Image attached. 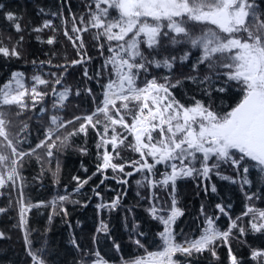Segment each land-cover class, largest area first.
<instances>
[{"label": "snow or ice", "instance_id": "1", "mask_svg": "<svg viewBox=\"0 0 264 264\" xmlns=\"http://www.w3.org/2000/svg\"><path fill=\"white\" fill-rule=\"evenodd\" d=\"M261 3L264 4V0ZM4 18L12 22L16 32L23 31L20 18L12 12L4 13ZM196 24L205 25L198 35L189 27ZM88 25L98 30L93 39L108 42L107 51L110 55L104 58L101 70L96 73L98 77H102L105 71L109 73L107 83L101 85L102 99L91 114L65 120L59 112L66 107L65 101L71 89L65 87L57 91L53 86V114L49 118L45 139L36 147H47V155L51 157L52 149L56 146L53 136L59 139L56 133L60 129L82 121L62 143L72 136H87L91 128L99 138L96 147L100 150L98 159L101 163L97 164L96 172L87 179L73 177L78 183L77 191L97 174L102 178L96 188L108 179L128 184L129 177L142 174L136 184L139 188L147 187L150 190V206L146 211L163 226V230L158 233L161 243L157 246L158 250L145 249L146 255L123 261L122 264H191L187 258H194L195 254L206 251L219 260L216 250L220 246L227 247L229 264H244L243 259L233 253L231 241L250 233L264 234V209L246 205L240 216L235 219L229 216L227 229L221 230L216 224L219 217L209 216L201 205L205 226L200 235L178 241L174 226L184 212L178 207L176 192L177 181L186 178L203 182L210 181L212 174H215L223 180L239 182L243 188L251 183L247 178L251 168H258L264 173V11L258 9L255 0H95V11L91 12ZM50 26L51 22L45 21L42 27L34 28L33 31L39 33ZM72 31L87 32L88 27L80 29L74 26ZM65 35L68 33L65 32ZM23 39L21 35L17 44ZM77 39L82 48L83 40L79 36ZM46 42L52 44L54 40L50 37ZM165 42L189 47L179 57L156 59ZM104 47L103 43L99 44L102 56ZM192 49L199 53L192 64L193 70L206 65L209 72L219 77L221 73L217 69H227L222 73L226 77L225 84L215 87L211 75H205L203 79L196 76L183 79L212 85L211 90L203 89L209 97L213 92L225 93L235 86L240 98L234 106L214 108L195 96L186 105L172 94L171 89L181 86L182 79L172 83L170 74L177 61L184 63L191 59ZM0 54L18 59L21 56L16 46L9 49L2 40ZM83 63V58L72 61V64ZM150 67L166 68L169 75L162 77L163 83L155 76L148 79L147 75L140 81L141 73L148 74ZM51 75L56 76L55 73ZM84 75L92 79L87 69ZM32 81L33 84L28 86L23 73L13 72L11 78L0 86V188L10 184L15 186L16 180L22 179L20 168L23 167L24 157L36 152L35 148L24 151L20 147L22 141L18 136L13 137L10 131L13 109L16 110L15 115L20 116L30 106L35 108L37 104H43L49 92L41 91L38 86L47 88L50 83L59 85L62 77L49 81L41 75H34ZM88 91L91 93V89ZM39 110L48 111L43 107ZM26 129L27 124H24L21 131ZM125 150L137 153L139 159L126 160L121 155ZM80 151L87 153L86 148ZM158 165H163L165 170L161 172ZM222 165L231 167L240 181L222 175L219 171ZM126 168L132 170L126 172ZM109 170L119 175L109 177ZM155 189L168 192L169 206L165 207L167 202L161 203V197ZM204 191L206 194L209 191L215 193L217 189L214 184L210 188L205 184ZM96 195L100 193L96 192ZM253 196L246 194V199L251 201ZM58 199L63 202L69 197L65 195ZM120 199L117 195L110 203H101L97 207L115 210ZM40 206L22 203L21 224H26L25 213L31 207ZM216 208L219 213L228 216L225 205L217 204ZM4 211L0 208V212ZM244 217H249L247 229ZM97 231L107 233V224L101 221ZM3 235L0 233V238ZM25 243L32 264H45L42 250H32L27 232ZM135 244L144 247L139 240ZM115 247L119 250L118 244ZM177 254L185 259H179ZM250 255L256 264H264V249H251ZM96 257L93 264H107L98 252Z\"/></svg>", "mask_w": 264, "mask_h": 264}, {"label": "trees", "instance_id": "2", "mask_svg": "<svg viewBox=\"0 0 264 264\" xmlns=\"http://www.w3.org/2000/svg\"><path fill=\"white\" fill-rule=\"evenodd\" d=\"M255 3L259 10L264 11L261 0H255ZM0 6H2L0 40L9 49L16 46L17 51L21 53L19 59L0 54V86L11 78L13 72L23 73L28 86L33 84L34 75H41L49 81L62 77V83L59 85L50 83L47 88L38 86L41 91L49 92L43 104H37L35 108L30 106L20 116H16V110L13 109L10 116L12 121L10 131L14 138L18 136L22 141L20 147L26 152L35 148L36 152L24 157L23 167L20 168L22 179H17L15 186L10 184L0 188V208L5 209L4 212H0V233L4 234L0 238V264H32L28 255V245L25 243L26 232L32 250H42L41 255L45 264H93L97 259V252L107 264H122L123 261L146 255L145 249L158 250L157 246L161 243L158 233L163 230V226L152 219L146 211L150 206V190L147 187L139 188L136 184V180H140L142 174L137 173L129 177L128 184H120L115 179H108L96 188L102 178L97 174L77 191L78 183L73 177L87 179L96 172L97 164L101 163L98 159L100 150L96 147L99 138L91 128L87 136L83 134L72 136L66 143H62L64 138L73 129L78 128L82 121L60 129L56 133L59 139L53 136L56 146L52 149L51 157L47 155V147H36L45 139L49 118L53 114L52 103L55 99L51 94L53 86L57 91H62L65 87L71 89L68 100L65 101L66 107L59 112L65 120L91 114L102 99L101 85L107 83L109 73L105 71L102 77H98L96 73L101 70L104 58L110 53L107 51L108 42L103 39H93L98 30L88 25L91 12L95 11V0H0ZM9 11L20 18L22 32H16L12 22L4 18V13ZM45 21H50L51 26L39 33L33 31L34 28L42 27ZM74 26L80 29L88 27V31L73 32ZM189 27L198 35L205 25L196 24ZM65 32L68 33L67 36ZM21 35L24 39L17 44ZM78 36L83 40L82 48L79 47ZM50 37L54 40L52 44L46 42ZM101 43L105 46L103 56L99 48ZM188 47L184 44L173 46L165 42L156 59L179 57L188 50ZM145 51L147 52L146 48ZM198 54L196 49H192L189 61L184 63L177 61L175 64L170 74L171 82L175 83L177 79H182V85L171 89L172 94L186 105L191 103V97L195 96L205 104H212L214 108L234 106L240 98L235 86L225 93L213 92L209 97L203 89L211 90L212 85L183 79L187 76L203 79L205 75H211L215 87L225 84L226 77L222 73L227 69H217L221 73L219 77L209 72L206 65H200L196 71L193 70L192 64ZM88 57L91 59L89 60ZM82 58L85 63L72 64V61ZM33 61L36 63L33 64ZM85 69L92 79L84 75ZM52 73L56 76H52ZM145 75L148 79L155 76L163 83L162 77L169 75V72L166 68L150 67L148 74L141 73L140 81H143ZM88 89H91V93ZM41 107L48 111L41 112L39 110ZM24 124H27V129L21 131ZM129 139L131 140V137ZM82 148L87 149L86 154L80 151ZM121 155L126 160L139 159L138 154L131 150L122 151ZM157 167L161 172L165 170L163 165ZM131 170V168L125 169L126 172ZM219 171L222 175L240 181V177L227 165H222ZM107 175L111 177L119 174H113L109 170ZM156 178L159 179V176ZM247 178L251 183L244 185L243 188L239 182L232 183L215 174H212L210 181L201 182L200 179L191 178L178 180L176 192L178 207L183 210L184 215L177 219L174 226L177 240L183 241L185 238L191 239L200 235L205 226L201 205L209 216L219 217L216 224L221 230L227 229L229 216L233 219L240 216L245 211L246 205L264 209V173L258 168H251ZM205 184L209 188L214 184L217 191L215 193L209 191L206 194ZM154 191L161 197V203L167 202L165 207L170 205L167 191L161 189ZM96 192L100 195L97 196ZM246 194H254L253 199L247 200ZM65 195L69 199L59 201L58 198ZM117 195L121 199L115 210L98 209L97 205L108 204ZM22 203L41 205L31 207L25 213L27 222L23 225L20 215ZM217 204L227 207L228 216L219 213ZM248 219L249 217H244L246 229ZM101 221L107 224V233L97 231ZM136 240H139L144 247H138L135 244ZM117 244L119 250L115 247ZM231 244L233 253L242 258L244 264H256L251 259V249H264V234L250 233L238 240H232ZM216 251L219 260L207 251L187 259L191 264H229L227 247L220 246ZM177 257L181 260L185 259L179 257V254Z\"/></svg>", "mask_w": 264, "mask_h": 264}]
</instances>
